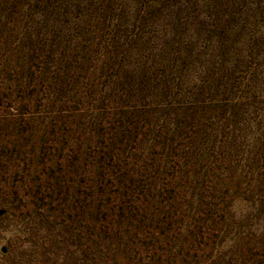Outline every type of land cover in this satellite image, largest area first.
<instances>
[{
	"label": "rangeland",
	"instance_id": "rangeland-1",
	"mask_svg": "<svg viewBox=\"0 0 264 264\" xmlns=\"http://www.w3.org/2000/svg\"><path fill=\"white\" fill-rule=\"evenodd\" d=\"M0 264H264V0H0Z\"/></svg>",
	"mask_w": 264,
	"mask_h": 264
}]
</instances>
